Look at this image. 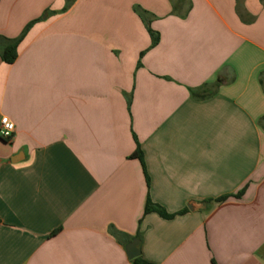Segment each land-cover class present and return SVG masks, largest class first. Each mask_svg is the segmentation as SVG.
I'll use <instances>...</instances> for the list:
<instances>
[{"label":"crops","instance_id":"obj_1","mask_svg":"<svg viewBox=\"0 0 264 264\" xmlns=\"http://www.w3.org/2000/svg\"><path fill=\"white\" fill-rule=\"evenodd\" d=\"M22 34L0 264H264L261 0H0Z\"/></svg>","mask_w":264,"mask_h":264},{"label":"trees","instance_id":"obj_2","mask_svg":"<svg viewBox=\"0 0 264 264\" xmlns=\"http://www.w3.org/2000/svg\"><path fill=\"white\" fill-rule=\"evenodd\" d=\"M262 3H264V0H261ZM27 29V28H26ZM26 29L24 30L23 34L25 33ZM23 34L16 38V39H5L4 37L0 36V58L4 63H12L13 60L16 57V46L18 44V42L21 40ZM151 34V38H152V45H155L157 42L156 37L153 35V32L150 31ZM0 140L4 141V142H8L10 139H4L2 137H0ZM131 157L133 158H138L139 160H141V151L139 149V147L137 146L134 153L131 155ZM147 184H148V179L146 178ZM242 195V192L238 193L236 196L234 197H239ZM227 197H222L219 200H217L218 202L225 200ZM150 212H154L156 214H158L160 217L164 218V219H171L175 214H167L160 206H157L155 204H153L149 198H147L146 200V204H145V208H144V214L146 213H150ZM132 264H150L147 261L143 260L141 257H137L132 259ZM212 264H215L212 261Z\"/></svg>","mask_w":264,"mask_h":264},{"label":"water","instance_id":"obj_3","mask_svg":"<svg viewBox=\"0 0 264 264\" xmlns=\"http://www.w3.org/2000/svg\"><path fill=\"white\" fill-rule=\"evenodd\" d=\"M193 204L188 205V209L190 211L193 210ZM140 240L139 239H132L126 246V254L130 259H134L140 256V248H139Z\"/></svg>","mask_w":264,"mask_h":264},{"label":"built area","instance_id":"obj_4","mask_svg":"<svg viewBox=\"0 0 264 264\" xmlns=\"http://www.w3.org/2000/svg\"><path fill=\"white\" fill-rule=\"evenodd\" d=\"M14 132L13 123L5 116L0 117V137L10 139Z\"/></svg>","mask_w":264,"mask_h":264}]
</instances>
